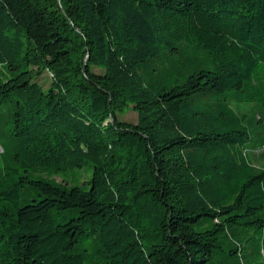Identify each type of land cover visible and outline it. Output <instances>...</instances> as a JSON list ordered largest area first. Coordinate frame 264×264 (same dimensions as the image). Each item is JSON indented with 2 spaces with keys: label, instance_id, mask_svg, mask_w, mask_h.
I'll return each mask as SVG.
<instances>
[{
  "label": "trees",
  "instance_id": "obj_1",
  "mask_svg": "<svg viewBox=\"0 0 264 264\" xmlns=\"http://www.w3.org/2000/svg\"><path fill=\"white\" fill-rule=\"evenodd\" d=\"M0 264H264V0H0Z\"/></svg>",
  "mask_w": 264,
  "mask_h": 264
},
{
  "label": "rangeland",
  "instance_id": "obj_2",
  "mask_svg": "<svg viewBox=\"0 0 264 264\" xmlns=\"http://www.w3.org/2000/svg\"><path fill=\"white\" fill-rule=\"evenodd\" d=\"M95 69H97L96 67H94ZM119 117L121 118V119H125V120H129V121H136V119H137V113L134 111V110H132V109H127L126 111H124V112H121L120 114H119ZM258 152H261V149H255V153H256V155L258 154ZM84 167V166H83ZM81 180H83L84 178H87V176H85V172H84V168H81ZM54 177L57 179V180H60V181H63L62 180V177L60 176V175H54Z\"/></svg>",
  "mask_w": 264,
  "mask_h": 264
}]
</instances>
